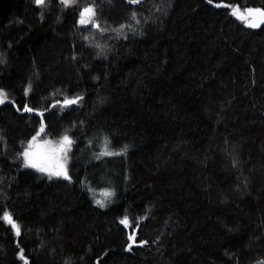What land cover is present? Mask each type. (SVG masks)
<instances>
[{
    "label": "trees",
    "instance_id": "1",
    "mask_svg": "<svg viewBox=\"0 0 264 264\" xmlns=\"http://www.w3.org/2000/svg\"><path fill=\"white\" fill-rule=\"evenodd\" d=\"M93 2L102 35L77 23ZM220 2L0 0V216L22 226L17 237L0 221V264H24L20 248L30 264H264V25L247 27ZM121 23L143 35L111 31ZM74 95L77 105L51 106ZM25 103L49 109L43 138L73 136L71 182L16 159L39 125L17 110ZM101 132L127 154L95 159ZM109 186L116 195L100 207L89 187ZM133 230L148 243L129 251Z\"/></svg>",
    "mask_w": 264,
    "mask_h": 264
},
{
    "label": "snow or ice",
    "instance_id": "2",
    "mask_svg": "<svg viewBox=\"0 0 264 264\" xmlns=\"http://www.w3.org/2000/svg\"><path fill=\"white\" fill-rule=\"evenodd\" d=\"M32 2L40 9L48 8L52 0H32ZM129 5H137L138 7L142 6L145 0H126ZM61 6L68 8L76 4V0H59ZM208 4H213L214 0H207ZM170 6V5H169ZM216 7H225L230 9L231 15L236 17L239 21L245 24L247 27L252 29L260 28L264 25V7H245L243 10L239 5L233 6L232 4H224L223 0L220 3H216ZM77 7H79L77 5ZM157 8L159 6H156ZM44 12H40L41 18H43ZM130 19L135 21L136 24H139V19L137 18V13L132 11L130 14ZM147 19V18H146ZM77 23L79 25H91L92 28L97 29L98 32L102 35L103 33L109 31L105 27H101L99 15L97 12V7L95 3L86 4L83 7L79 8ZM128 29L134 35L139 34L143 35L142 32H137V29L133 27L132 24L121 23L117 28L111 29L112 32H115L117 35H125L124 30ZM125 38L126 35H125ZM83 39L92 43L89 36H84ZM93 47L98 49L97 56L105 54V49L108 45L101 44L96 42L93 44ZM75 59V57H73ZM6 57L3 54H0V64L6 63ZM254 82V81H253ZM25 95L31 91V84L25 87ZM9 100V95L5 89L0 88V104H4L5 101ZM83 100L82 95L74 96H63L61 100H56L52 102V107L60 106L62 108H67L71 105H77ZM100 102L103 103V99L100 98ZM12 104H15V101H11ZM17 110H23L28 113H35L39 119V125L34 130V134L24 142L21 141L22 150L16 153V159L21 161V167L35 169L37 172L47 174L48 178L53 177H62L65 180L71 182L72 176L69 174L67 167L69 160V153L72 151L73 144L75 140L72 135L69 134L67 130L59 136V138L54 142L51 139L43 138L46 135L47 125L44 121V114L49 109L41 110L39 108L30 107L27 103L23 105V108L17 107ZM81 124L83 122L81 121ZM75 127V125H73ZM96 140L98 142L99 151L94 153V158L100 160L104 157H113L119 155H126L129 145L123 144L120 146H113L110 138V134L101 132L97 135ZM0 143H3L4 146H7L6 140L0 135ZM89 144H92V140H89ZM233 166L237 164V161L233 159ZM3 178L0 177V181ZM89 191L93 193L94 203L100 207H107L109 203L112 202V198L115 197V189L112 187H103L99 189H93L89 187ZM97 191L100 193L99 198L96 197ZM143 219V218H141ZM0 221L6 222L10 226L11 230L19 237L22 233V226L18 221H16L11 212L5 210L3 211L2 216H0ZM120 223L125 225V227H132L138 229L139 225H133L127 215L123 216L120 219ZM231 230V229H229ZM128 243L126 245L127 249L130 251L134 245H146L148 241L143 239L137 240L136 231H130L127 235ZM18 257L24 262V264H30L28 257L24 255L23 248H20Z\"/></svg>",
    "mask_w": 264,
    "mask_h": 264
},
{
    "label": "rangeland",
    "instance_id": "3",
    "mask_svg": "<svg viewBox=\"0 0 264 264\" xmlns=\"http://www.w3.org/2000/svg\"><path fill=\"white\" fill-rule=\"evenodd\" d=\"M47 138H49V137H47ZM52 140H53L54 142L56 141V140H54V139H52ZM67 167H68V170H69V169H70V156H69V160H68ZM29 169H31V168H29ZM33 170H35V169H33ZM35 171H36V170H35ZM42 174H43L44 176H46V178H47L48 180L64 179V178H62V177H53V178L49 179L48 176H47V174H44V173H42ZM99 196H100V193L97 191V193H96V197L99 198ZM112 200H113V198H112ZM111 203H112V202H111ZM111 203H109L108 206H110Z\"/></svg>",
    "mask_w": 264,
    "mask_h": 264
},
{
    "label": "flooded vegetation",
    "instance_id": "4",
    "mask_svg": "<svg viewBox=\"0 0 264 264\" xmlns=\"http://www.w3.org/2000/svg\"><path fill=\"white\" fill-rule=\"evenodd\" d=\"M47 139H50V138H47ZM52 140V139H51Z\"/></svg>",
    "mask_w": 264,
    "mask_h": 264
}]
</instances>
